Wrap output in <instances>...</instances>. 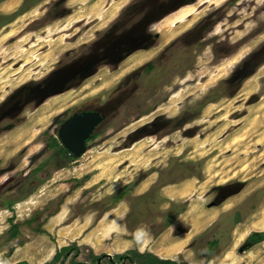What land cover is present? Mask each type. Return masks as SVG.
Returning <instances> with one entry per match:
<instances>
[{
	"label": "rangeland",
	"instance_id": "obj_1",
	"mask_svg": "<svg viewBox=\"0 0 264 264\" xmlns=\"http://www.w3.org/2000/svg\"><path fill=\"white\" fill-rule=\"evenodd\" d=\"M79 111L104 119L71 159L48 144L61 145V123ZM187 185L186 197L169 194ZM172 203L185 204L175 217ZM190 210L194 224L180 220ZM8 220L19 226L14 239ZM260 222L264 0H0V262L30 243L74 244L84 264L127 250L264 264V240L244 244ZM140 226L148 235L136 244Z\"/></svg>",
	"mask_w": 264,
	"mask_h": 264
},
{
	"label": "trees",
	"instance_id": "obj_2",
	"mask_svg": "<svg viewBox=\"0 0 264 264\" xmlns=\"http://www.w3.org/2000/svg\"><path fill=\"white\" fill-rule=\"evenodd\" d=\"M27 2H25L22 7L26 5ZM5 17V16H4ZM145 71L149 72L152 69V64H146L144 67ZM54 151L58 153H68L71 159H75L73 155H71L64 147H62L58 141L55 138H51L49 144H48ZM137 182H132L131 184H127L123 186L120 190L116 191L115 193L111 194L109 197H107L104 202L106 203V210H110L114 208L120 201H122L125 197V195L136 186ZM11 207V204L8 205V209ZM185 204L183 203H172V210H173V216L175 217L177 214L182 212L184 210ZM9 222V228L7 230L9 239H14L18 237L19 235V226L18 224L13 223L12 220H8ZM264 240V231L261 232H252L250 233L247 238L244 241V244L246 246H253L261 241ZM209 247H214L216 245V241H212L209 244ZM78 247L74 244H69L66 246H62L59 250L55 252V254L52 256V258L42 264H65L68 260V264H84L79 263L75 260V256H77ZM73 253V254H72ZM70 254H72L70 256ZM105 259V264H181L174 260L170 259H162L158 256L146 252V253H140L134 250H127L124 254H115L113 256H107V255H95L90 254V264H100V260ZM14 264H29L26 261H18ZM183 264V263H182Z\"/></svg>",
	"mask_w": 264,
	"mask_h": 264
},
{
	"label": "water",
	"instance_id": "obj_3",
	"mask_svg": "<svg viewBox=\"0 0 264 264\" xmlns=\"http://www.w3.org/2000/svg\"><path fill=\"white\" fill-rule=\"evenodd\" d=\"M104 116L98 111H83L64 121L58 129L61 145L74 157L86 151V140L102 122Z\"/></svg>",
	"mask_w": 264,
	"mask_h": 264
},
{
	"label": "bare ground",
	"instance_id": "obj_4",
	"mask_svg": "<svg viewBox=\"0 0 264 264\" xmlns=\"http://www.w3.org/2000/svg\"><path fill=\"white\" fill-rule=\"evenodd\" d=\"M193 14V13H192ZM191 14V15H192ZM183 21V20H182ZM173 23V22H172ZM182 28V26L180 27V29ZM178 30H179V28L178 29H176V30H173L171 33H168V35L167 36H164V40H163V42H162V44H166L168 41H170L173 37H175V36H177V33H178ZM160 32V31H159ZM152 54V52H149V51H147V52H144V53H140V54H136V55H134V56H132V57H129V58H127V59H125L124 60V62H123V64L124 65H128V67H127V69H129V68H132V66H136L137 64H139V63H141L143 60H145V59H147L150 55ZM126 69V70H127ZM119 71H122V67H121V69L119 70ZM124 71V70H123ZM106 81V80H105ZM104 81V82H105ZM109 83V81H107L106 82V84H108ZM49 108V107H48ZM52 111V110H51ZM49 112V111H48ZM43 116V115H42ZM146 185H147V181H144V182H142L139 186H138V188H137V192H140V191H142L145 187H146ZM192 189V185H187V187H183V188H178V187H176L175 189H173L172 191H170L169 192V194L172 196V197H180V198H182V197H186L188 194V192H189V190H191ZM180 220H182L183 222H186V223H188V222H191L192 224H194L196 221H194L193 219H192V217H191V210L190 211H188L187 213H185L184 214V216L180 219ZM250 226H252V227H254L255 229H262L263 227H264V224L263 223H256V224H252V225H250ZM245 230V229H244ZM244 232V231H243ZM242 233V232H241ZM245 233V232H244ZM241 235H243V234H241ZM234 238V237H233ZM234 240V239H233ZM237 240V239H236ZM184 241V239L183 238H181V239H179L175 244H174V247H172V248H179V246H180V244L182 243ZM235 243V242H234ZM233 243V244H234ZM237 243V242H236ZM176 250V249H175Z\"/></svg>",
	"mask_w": 264,
	"mask_h": 264
},
{
	"label": "crops",
	"instance_id": "obj_5",
	"mask_svg": "<svg viewBox=\"0 0 264 264\" xmlns=\"http://www.w3.org/2000/svg\"><path fill=\"white\" fill-rule=\"evenodd\" d=\"M173 189H175V188H173ZM173 189L169 190V192L172 191ZM191 234L192 233L186 234V235L180 236V238H178V240L181 238L184 239V241L180 244L179 247H181L182 245H184L188 241ZM177 241H175L174 244ZM29 244L30 243H26L22 246L16 247L13 250V252L10 255H8V257H6L4 259V264H14L18 261H26L29 264H42V263L46 262V260L48 258L52 257V255L54 254L55 249H56V248H51V245H47V244H45L44 246H37L36 245L32 249V248H30ZM57 247H59V246H57ZM31 251H33L35 253L31 254ZM149 253L154 254V252H151V251H149ZM154 255H156V254H154Z\"/></svg>",
	"mask_w": 264,
	"mask_h": 264
},
{
	"label": "clouds",
	"instance_id": "obj_6",
	"mask_svg": "<svg viewBox=\"0 0 264 264\" xmlns=\"http://www.w3.org/2000/svg\"><path fill=\"white\" fill-rule=\"evenodd\" d=\"M147 235L148 233L146 227L140 226L132 232V242L136 244L142 243L143 239H145ZM0 264H4V262H0Z\"/></svg>",
	"mask_w": 264,
	"mask_h": 264
},
{
	"label": "flooded vegetation",
	"instance_id": "obj_7",
	"mask_svg": "<svg viewBox=\"0 0 264 264\" xmlns=\"http://www.w3.org/2000/svg\"><path fill=\"white\" fill-rule=\"evenodd\" d=\"M82 112H83V111H79V112H73V113H71L70 115H68V116L63 120V122L66 121L67 119H69L70 117H72L74 114H79V113H82ZM103 116H104V115H103ZM63 122H62V123H63ZM62 123H61V124H62ZM91 137H92V135L86 140V143L88 142V140H89ZM86 143H85V144H86ZM62 147H63V146H62Z\"/></svg>",
	"mask_w": 264,
	"mask_h": 264
}]
</instances>
